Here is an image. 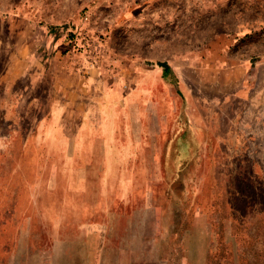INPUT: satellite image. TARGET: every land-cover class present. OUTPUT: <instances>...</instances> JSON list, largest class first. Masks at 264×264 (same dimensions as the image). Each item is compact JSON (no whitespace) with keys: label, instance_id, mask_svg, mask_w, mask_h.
<instances>
[{"label":"rangeland","instance_id":"374dc122","mask_svg":"<svg viewBox=\"0 0 264 264\" xmlns=\"http://www.w3.org/2000/svg\"><path fill=\"white\" fill-rule=\"evenodd\" d=\"M59 1L54 28L73 37L78 34L72 31L85 29L101 35L103 62L115 71L142 56L188 54L202 60L199 70L218 39L230 45L234 61L256 59L263 50L264 0ZM0 9L25 10L22 0H0ZM16 26L25 24L17 19ZM247 29L253 30L249 36L242 34ZM128 80L132 85L123 100L131 109L130 124L143 112L144 129H155L147 122L151 108L137 107L135 79ZM186 83L188 95L183 79H176L170 109L166 100L154 105L159 148H144L140 162L125 174L129 179L118 178L126 167L119 163L112 165L116 178L108 180L107 163L93 165L89 180L71 173L72 165L63 164L71 149L49 144L50 124L47 139L36 133L27 147L10 148L0 114V264H264V148L221 146L215 135L227 140L234 106H225L222 118L210 106L214 84ZM189 95L193 127L204 110L205 125L221 131L193 130L188 153L179 158L178 132ZM103 129L96 128L92 148L101 159L109 151ZM92 149L79 156L90 157Z\"/></svg>","mask_w":264,"mask_h":264},{"label":"crops","instance_id":"0c3cea01","mask_svg":"<svg viewBox=\"0 0 264 264\" xmlns=\"http://www.w3.org/2000/svg\"><path fill=\"white\" fill-rule=\"evenodd\" d=\"M22 3L25 8L22 12L0 9V114L10 148L16 145L27 147L36 133L41 140L47 139L50 124L49 144L62 145L68 151L71 149V154L63 159V164L72 165L71 173L89 180L94 178L93 165L107 163L110 165L106 175L108 180L116 178L112 165L119 163L126 167H122L118 178L129 179L125 174H130L132 166L140 162L144 148H159L160 114L154 110V105L166 100L167 109L171 108L169 101L177 87L176 79H183L187 95L190 92L187 79L214 84L216 96L210 106H214L217 114L219 108L222 118L225 106L229 103L234 106L231 123L226 129L230 132L227 140L222 134L215 135L221 146L226 143L231 151L264 148V44L258 58L239 57L234 61L230 45H221L218 39L199 70L197 65L202 60L197 61L188 54L178 59L142 56L134 61V65L115 71L106 61L92 64L82 55L66 52L71 40L65 31L54 28L59 24L61 1L49 4L45 0H22ZM17 19L24 22V28L16 26ZM252 33V29H247L242 34L249 36ZM150 46L147 45V49ZM157 63L170 66L168 75ZM128 79H135L137 107L151 108L147 122L155 124V129L153 125L149 131L144 129L143 112L134 115L135 124H130L131 109L123 100L124 92L132 85ZM200 99L204 100V97ZM186 101L187 105H183L184 123L178 132L179 158L187 155L190 143L186 140L193 130L221 131L212 124L205 125L209 117L204 110L193 127L190 95ZM234 101L238 102V107L232 103ZM200 106L206 107L207 104L200 102ZM97 108L102 109L97 111ZM99 112L105 120L97 118ZM97 124L105 128L107 142L103 146L109 149L102 159L92 149L96 148ZM90 147V157L79 156ZM80 164L86 166L80 167Z\"/></svg>","mask_w":264,"mask_h":264},{"label":"built area","instance_id":"2783aa9c","mask_svg":"<svg viewBox=\"0 0 264 264\" xmlns=\"http://www.w3.org/2000/svg\"><path fill=\"white\" fill-rule=\"evenodd\" d=\"M85 24H91V17L85 16ZM78 31V29H76ZM74 34H78L76 37L69 36L71 40L66 52H71L72 55H82L87 61L92 64H101L104 60V45L103 39L100 36L94 35L89 29L81 30L78 33L72 31ZM82 42L81 45H79Z\"/></svg>","mask_w":264,"mask_h":264},{"label":"trees","instance_id":"16d2710c","mask_svg":"<svg viewBox=\"0 0 264 264\" xmlns=\"http://www.w3.org/2000/svg\"><path fill=\"white\" fill-rule=\"evenodd\" d=\"M61 31H65V29H63V30H61ZM65 33H67V31H65ZM71 36V35H70ZM67 37H69L68 36V33H67ZM160 67H163L164 68V70H165V75H168V73L170 72V70H171V68H170V66L168 65V64H166V63H157Z\"/></svg>","mask_w":264,"mask_h":264}]
</instances>
